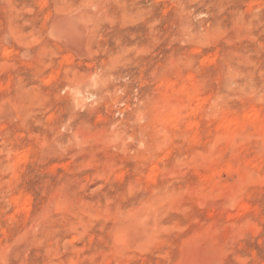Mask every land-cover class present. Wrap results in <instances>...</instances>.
Here are the masks:
<instances>
[{
  "label": "rangeland",
  "instance_id": "374dc122",
  "mask_svg": "<svg viewBox=\"0 0 264 264\" xmlns=\"http://www.w3.org/2000/svg\"><path fill=\"white\" fill-rule=\"evenodd\" d=\"M0 264H264V0H0Z\"/></svg>",
  "mask_w": 264,
  "mask_h": 264
},
{
  "label": "bare ground",
  "instance_id": "6f19581e",
  "mask_svg": "<svg viewBox=\"0 0 264 264\" xmlns=\"http://www.w3.org/2000/svg\"><path fill=\"white\" fill-rule=\"evenodd\" d=\"M8 51H9V50H8ZM8 51H7V52H8ZM5 54H6V52H5ZM6 56H7V54H6ZM160 83H161V82H160ZM163 84H164V83H163ZM163 84H162V85H163ZM162 87H164V86H162ZM166 87H167V84H166ZM169 87H170V86H169V84H168V88H169ZM171 87H172V86H171ZM164 88H165V87H164ZM169 89H170V88H169ZM172 89H173V88H172ZM181 90H182V89H181ZM166 91H167V90H166ZM185 91H186V90H185ZM193 92H194V91H193ZM195 92H196V91H195ZM76 93H77V92H76ZM76 93H75V94H76ZM170 93H171V92H170ZM186 93H187V92H186ZM74 96H75V95H74ZM164 97H165V96H164ZM188 97H189V96H188ZM195 97L197 98L196 95H195ZM169 98H170V97H169ZM196 98H194V99H196ZM202 99H204V98H202ZM163 100H164V98H163ZM166 100H167V97H166V99H165L164 102H166ZM196 100H197V99H196ZM75 101H76V100H75ZM179 101H180V100H179ZM206 101H207V100H206ZM206 101H205V102H206ZM182 102H183V101H182ZM198 102H199V101H198ZM202 102H203V101H202ZM202 102H201V104H202ZM177 103H180V102H177ZM154 104H155V105H152V106H156V103H154ZM166 104H168V103L166 102ZM173 104H174V103H173ZM173 104H172V105H173ZM201 104H200V105H201ZM157 105H159V104H157ZM192 105H193V104H192ZM196 105H198V106L200 107L199 103H198V104L196 103ZM167 106H169V108L172 109L171 105L168 104ZM198 106H197V107H198ZM164 107H165V106H164ZM197 107H195V108H197ZM155 108H157V107H155ZM160 108H161V107H160ZM165 108H167V107H165ZM173 108H175V107H173ZM195 108H194V109H195ZM163 109H164V108H163ZM190 109H191V108H190ZM175 110H176V109H175ZM197 110H198V109H197ZM160 111H162V109H161ZM173 111H174V110H173ZM191 111H192V110H191ZM215 111H216V110H215ZM158 112H159V111H158ZM164 112H165V109H164L163 113H164ZM169 112H171L170 109H169ZM196 112H197V111H196ZM250 112H251V111H250ZM163 113L160 112V114H158V116H156V117H159V116H160L161 114H163ZM172 113H173V115L175 114L174 112H172ZM172 113H170V114H172ZM194 113H195V112H194ZM216 113H217V112H216ZM251 113H252V112H251ZM186 114H187V113H186ZM214 114H215V113H214ZM173 115H172V116H173ZM245 115H249V114H246V113H245ZM245 115L243 114V116H245ZM261 115H262V113H261ZM193 116H194V115H193ZM243 116H242V117H243ZM252 116H253V115H252ZM255 116H256V115H255ZM257 116H258V115H257ZM173 117H174V116H173ZM175 117H177V115H176ZM179 117H180V116H179ZM214 117H215V115H214ZM250 117H251V116H250ZM224 118H225V117H224ZM246 118H247V117H245L244 119L242 118V119L245 120ZM155 119H157V118H155ZM163 120H164V123L166 124V122L169 121L170 119L168 120V117H167V116H164V117H163ZM178 120H179V119H178ZM243 120H242V123H243ZM249 120H250V119H249ZM251 120H252V119H251ZM251 120H250V121H251ZM256 120H258V119H255V121H256ZM157 121H158V120H157ZM194 121H195V120H194ZM210 121H211V120H210ZM226 121H228V120L226 119ZM237 121H238V120H237ZM237 121H236V122H237ZM176 122H177V119H176ZM232 122H233V121H232ZM236 122L234 121V123H232V124L235 125V127H236V124H237ZM245 122H247V121H245ZM157 123H158V122H157ZM160 123H161V122H160ZM164 123H162V124L165 126ZM168 123H169V122H168ZM194 123H195V122H194ZM212 123H213V122H212ZM222 123H223V120H222ZM242 123H239V124H242ZM169 124H170V123H169ZM169 124H168V125H169ZM252 124H253V123H252ZM177 125H178V124H177ZM177 125H176V126H177ZM186 125H187V124H186ZM189 125H190V124H189ZM189 125H188V126H189ZM224 125H226V123H225ZM234 125H232V126L234 127ZM164 126H163V127H164ZM194 126H195V125H194ZM222 126H223V125H222ZM229 126H230V123H229ZM237 126H240V125L237 124ZM190 127H191V126H190ZM195 127H196V126H195ZM153 128H154V127H153ZM188 128H189V127H188ZM259 128H260V127H259ZM69 129H71V128H69ZM165 129H166V128H165ZM222 129H223V128H222ZM227 129H228V128H227ZM229 129H230V128H229ZM163 130H164V129L162 128L161 131H163ZM223 130H224V129H223ZM223 130H222V131H223ZM225 133H227V131H226ZM163 135H164V134H163ZM157 148H158V147H157ZM157 148H156V149H157ZM8 151H9V150H8ZM39 151H40V150H39ZM7 153H8V152H7ZM28 153H29V152H28ZM51 153L53 154V152H51ZM55 153H56V152L54 151V154H55ZM7 155L10 156L9 154H7ZM7 155H6V157H7ZM19 158H20V157H19ZM19 158H18V159H19ZM22 158H23V157H22ZM7 159H8V158H7ZM23 159H24V158H23ZM19 160H20V159H19ZM19 160H18V161H19ZM15 161H17V158H16ZM15 161H14V163H15ZM21 161H23V160L21 159ZM24 161H25V160H24ZM24 161H23V162H24ZM1 162H2V161H1ZM19 162H20V161H19ZM20 163H21V162H20ZM20 163H18V164H20ZM14 165H15V164H13L12 166H14ZM2 166H3V165H2ZM151 167H152V166H151ZM153 167H154V166H153ZM155 167H156V166H155ZM7 168H8V167H6L5 169H7ZM9 168H10V167H9ZM151 169L153 170V168H151ZM7 170H8V169H7ZM7 170H6V171H7ZM152 170L150 171L151 173H152ZM154 172H155V171H153V173H154ZM151 173H150V174H151ZM16 177H18V176H16ZM20 177H21V176H20ZM13 178H14V177H13ZM18 178H19V177H18ZM16 180H17V179H16ZM18 180H19V179H18ZM16 182H17V181H16ZM13 184H14V183H13ZM14 185H15V184H14ZM12 187H13V186H12ZM15 187H16V185H15ZM8 189H9V188H8ZM19 195H20V194H19ZM26 195H27V194H26ZM9 201H10V200H9ZM13 201H14V199H13ZM15 201H16V203H17V200H15ZM26 203H27V202H25V204H26ZM27 204H28V203H27ZM27 204H26V205H27ZM21 205L24 206V203L22 202ZM26 205H25V207H26ZM14 206H15V205H14ZM17 207H18V206H17ZM15 208H16V206H15ZM27 208H28V207H27ZM23 209H24V207L22 208V210H23ZM26 210H28V209H24V211H26ZM19 211H20V209H19ZM15 212L18 213V210H15ZM19 213H20V212H19ZM22 214H23V213H22ZM18 215H19V214H18ZM27 215H28V213H27ZM134 219H136V218H134Z\"/></svg>",
  "mask_w": 264,
  "mask_h": 264
}]
</instances>
